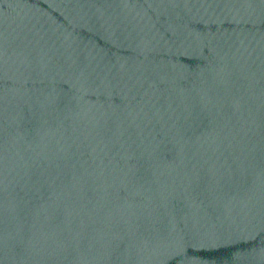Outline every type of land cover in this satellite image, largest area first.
<instances>
[{
  "label": "water",
  "instance_id": "obj_1",
  "mask_svg": "<svg viewBox=\"0 0 264 264\" xmlns=\"http://www.w3.org/2000/svg\"><path fill=\"white\" fill-rule=\"evenodd\" d=\"M0 264H264V0H0Z\"/></svg>",
  "mask_w": 264,
  "mask_h": 264
}]
</instances>
